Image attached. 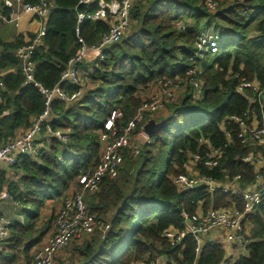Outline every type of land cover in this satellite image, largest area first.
I'll use <instances>...</instances> for the list:
<instances>
[{
	"label": "trees",
	"instance_id": "trees-1",
	"mask_svg": "<svg viewBox=\"0 0 264 264\" xmlns=\"http://www.w3.org/2000/svg\"><path fill=\"white\" fill-rule=\"evenodd\" d=\"M47 2L42 42L31 56V81H26L15 52L25 42L24 36L16 34L6 40L0 35L2 142L29 128L42 113L45 99L34 83L46 88L58 84L68 92L79 87L60 79L79 45L78 37L87 45L96 44L112 22L109 15L77 21V13L94 11L97 1ZM0 10L9 12L2 5ZM129 17L126 33L102 47L103 59L79 66L82 70L91 67L88 75L95 85L82 86L81 94L73 100H52L51 131L41 125L39 134L45 139L37 155L19 154L14 164H0V190L6 186L10 194L0 209V216L9 219L8 236L0 241V264H15L20 259L34 264L31 248L43 240L48 229L38 224L40 209L47 200L60 196L68 182L95 167L105 121L117 111L112 129L120 131L145 98L144 91L158 78H174L177 95L165 102L164 114L154 118L145 113L143 122L167 120L139 145L137 154L123 153L115 177L104 176L96 191L85 192L91 193L87 201L84 194L87 210L108 214V226L103 230L95 226L91 233L74 239L69 264H137L157 255H165L167 264H207L225 257L212 237L204 240L196 253L190 234L185 233L175 244L162 234L168 227L184 230V213L208 206L242 205L241 196L235 193H209L203 186L182 190L174 183L176 175L187 172L189 156L204 151L201 138L221 148L222 155L215 167L199 165V170L222 181L239 173L244 186L254 178V172L242 157L251 149L264 156L262 147L240 143L237 125L230 119L249 106L236 89L241 81L255 78L264 86V0H221L214 9H209L205 0H135ZM205 32L217 39L214 53L197 48ZM35 33L27 37L31 39ZM246 91L251 93L249 88ZM250 107L260 118L257 103ZM222 128L231 130L226 146ZM56 130L65 131L66 139L54 135ZM245 220L252 224L247 253L234 257L231 264H264V195Z\"/></svg>",
	"mask_w": 264,
	"mask_h": 264
},
{
	"label": "built area",
	"instance_id": "built-area-1",
	"mask_svg": "<svg viewBox=\"0 0 264 264\" xmlns=\"http://www.w3.org/2000/svg\"><path fill=\"white\" fill-rule=\"evenodd\" d=\"M97 1V8L94 11L78 12L77 21L82 22L84 19L104 18L109 15L112 18L110 27L104 33L96 44L87 45L81 37H78L79 45L74 55L66 62L61 72V81H69L79 85V87L68 92L64 87L58 84L51 88H46L38 83H34L42 93L45 102L42 113L26 130L22 131L14 138L2 142L0 141V164L5 166L12 165L16 162L19 154H29L33 157L41 145L36 143L37 135L41 125H48L49 116L52 111V100L60 99L70 101L81 94L80 84L82 62L87 59H103L102 47L118 41L127 31L130 24V8L135 0H80V3L89 4ZM215 0H205L209 9H214ZM0 5L9 12L4 14L0 10V20L16 22L22 14H29L40 21V28L34 37L28 38L19 45L15 52L21 62L22 71L26 81L32 80L33 61L31 59L33 50L41 44L42 35L44 34L43 25L48 15L47 0H38L31 3L26 0H1ZM79 28L76 27L78 33ZM217 39L211 32L203 33L198 40L197 48L200 51H217ZM92 53V54H91ZM158 89L145 97L137 107L133 117L121 128L120 131L112 129V120L117 111L111 113L104 123L105 130L100 131V156L99 161L93 168H88L80 174L77 180V189L68 197H65L61 206L54 213L51 231L45 235L43 240L31 248L32 262L34 264H54L56 254L65 247L71 240L80 238L83 235L91 233L96 226L95 215L89 212L84 201L85 192H94L99 188V183L104 176L115 177L123 163V153L126 151L132 155L139 152L138 138H144L142 141H148L149 136L143 129V118L145 113L150 115L164 108L167 101L173 100L177 95V84L174 78H158L155 81ZM198 87L197 82L194 83ZM4 88L3 80L0 75V91ZM249 88V94L246 89ZM237 91L243 94L249 102L248 108L242 115H231L230 119L237 125L236 137L246 147H262L264 149V86L253 78L251 80L241 81ZM0 94V102H1ZM252 103H257L260 118L255 110L250 107ZM225 146L229 144L231 130L222 128ZM61 140L66 139V135L59 130L53 132ZM201 143L206 147L203 152H194L189 156L185 164L187 172H181L173 178L174 183L179 189L203 186L206 191L213 193L220 190L224 193H235L241 196L242 205L236 207L235 203L228 207L208 206L199 208L191 214H183L185 219L184 230H177L168 227L163 231L171 244L179 243L185 233L192 236L196 242L195 251L198 253L202 242L209 237L217 241L224 250L225 257L218 263L207 264H231L234 257L240 254H246V245L249 242L246 234L245 222L247 214L254 213L256 206L262 195H264V156L259 150H249L243 157L242 161L248 162L253 166L254 178L244 186L240 184V174L237 173L226 180H219L207 175L199 170V165L205 168L215 167L219 163L222 155V149L212 146L207 138H201ZM10 199V194L6 188L0 190V209L3 204ZM9 219L0 216V241L7 237L9 233ZM143 264H167L165 255H157L148 262ZM175 263V262H174ZM15 264H25L20 259ZM191 264H197L193 262Z\"/></svg>",
	"mask_w": 264,
	"mask_h": 264
},
{
	"label": "rangeland",
	"instance_id": "rangeland-1",
	"mask_svg": "<svg viewBox=\"0 0 264 264\" xmlns=\"http://www.w3.org/2000/svg\"><path fill=\"white\" fill-rule=\"evenodd\" d=\"M215 1L217 2L216 5H218V4H220L221 0H215ZM12 26H14L13 22L8 23L6 21H2V23L0 24V32L2 31V34L4 35L5 34V32H4L5 29H11ZM4 36H6V35H4ZM93 60H94V58L87 59L82 64H85L84 66H86L88 64L90 65V63ZM83 69L84 70L81 69L82 71L80 73L81 88H82V86L87 87V88H92L95 85V83H93L91 81V79H90V77L88 75V72L91 70V67L87 66V67H85ZM157 89H158V84H154L150 88H147L146 91H144L146 94H144L143 97L149 96L153 91H155ZM82 90H83V88H82ZM163 111H164V108L162 110H158L157 112L153 113L152 116L154 118H157L163 113ZM50 116H51V114H50ZM50 116H49V119H50ZM60 132H65V131L62 130ZM39 136H40L41 140L45 139V135L42 134V137H41V135H39ZM143 139L144 138H138V139H136V141L140 145L142 142H144V141H142ZM46 145H47V143H46ZM11 172L14 173L13 170ZM76 189H77V180H76V178H74L72 181L68 182V186L66 188L62 189V192H61L60 196H58V197L54 196L52 199L47 200L45 202L44 206L40 209V215H39V218H38V224L42 225V223H43L45 226L48 227V229L46 230V234H48L51 231L52 215L54 216V213L61 206V203L64 201L65 197L71 196L75 192ZM90 194L91 193H86L85 194L86 201H87V198L89 197ZM94 214H95V217H96V226L98 228H100L101 230L107 229L108 219H109L108 214L105 215V214H100V213H97V212L94 213ZM251 227H252V224L249 221H246L245 222V228H246L245 230H246V234L247 235H250ZM5 239H6V237L4 238V240ZM4 240H2V241H4ZM73 240H71L65 247H63L61 249V251H59L56 254V256L54 258V264H69V257L71 255L72 246H73V243H74ZM30 254H31V251H30ZM137 264H143V263L138 262Z\"/></svg>",
	"mask_w": 264,
	"mask_h": 264
},
{
	"label": "crops",
	"instance_id": "crops-1",
	"mask_svg": "<svg viewBox=\"0 0 264 264\" xmlns=\"http://www.w3.org/2000/svg\"><path fill=\"white\" fill-rule=\"evenodd\" d=\"M6 22H8V21H6ZM8 23H10V22H8ZM13 23H14V26H12L11 29H5L4 35H6V36H4L2 34V31L0 32V35L6 40L12 39L14 37V35H16V34H22L24 36V39L27 40L28 39L27 36L29 33L37 32V30L40 28L39 19L33 18L29 14H22L21 16H19L17 18L16 22H13ZM162 109H160V110H162ZM164 112H165V109H164L163 113ZM24 130L23 129L19 130L16 135H18L19 133H21ZM39 135H41V137H42V134H39ZM38 136H37L38 144L42 145L43 142L41 141L40 136L39 137Z\"/></svg>",
	"mask_w": 264,
	"mask_h": 264
},
{
	"label": "water",
	"instance_id": "water-1",
	"mask_svg": "<svg viewBox=\"0 0 264 264\" xmlns=\"http://www.w3.org/2000/svg\"><path fill=\"white\" fill-rule=\"evenodd\" d=\"M166 120L167 118H163L160 120L150 118L143 123V129L147 133V135L150 136L155 133L166 122Z\"/></svg>",
	"mask_w": 264,
	"mask_h": 264
}]
</instances>
